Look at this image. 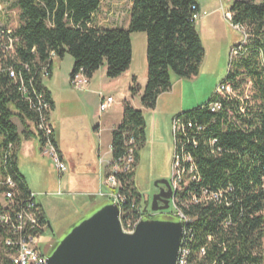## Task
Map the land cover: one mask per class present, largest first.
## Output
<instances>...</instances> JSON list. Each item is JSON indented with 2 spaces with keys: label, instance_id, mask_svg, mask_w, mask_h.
I'll use <instances>...</instances> for the list:
<instances>
[{
  "label": "trees",
  "instance_id": "obj_1",
  "mask_svg": "<svg viewBox=\"0 0 264 264\" xmlns=\"http://www.w3.org/2000/svg\"><path fill=\"white\" fill-rule=\"evenodd\" d=\"M232 2L234 21L247 26L252 37L248 54L233 63L225 78V83L240 96L232 104L236 109L232 115L226 111L214 114L199 106L178 115L207 126L198 147L191 148L201 181L189 185L182 201L188 199L189 191L197 184L213 190L234 188L231 206L209 202L184 207L195 218L192 250L199 264H264V0ZM101 5L102 0H17L19 26L14 30L0 29V176L5 177L4 153L13 144L7 168L22 195H29L31 190L18 170L21 137L13 119L36 124L37 114L20 90V78L28 88L33 85L43 93L53 110L51 93L45 85L52 74L53 54L58 58L70 54L74 58L71 76L83 69L91 79L107 66V77L116 79L131 67L132 33L145 32L148 81L141 95L145 108H155L159 95L171 89L172 73L190 78L200 71L206 49L193 19L195 13L201 12L199 0H132L128 28L98 26L96 15ZM45 67L50 73L48 78L43 77ZM11 68L20 78L10 75ZM130 91L133 95L140 93L136 77ZM211 138L218 143L211 145ZM145 141L144 113L125 101L122 122L113 129L111 150L112 164H116L122 163L130 147L134 148L131 172L118 174L130 202L139 203L142 196L135 188L134 176L139 148ZM55 143L58 146L56 139ZM7 189L0 185V196ZM39 204L49 221L40 201ZM229 215L233 224L225 227ZM4 237L0 229V245ZM202 247L207 252L200 258ZM0 264H6L3 255Z\"/></svg>",
  "mask_w": 264,
  "mask_h": 264
},
{
  "label": "rangeland",
  "instance_id": "obj_2",
  "mask_svg": "<svg viewBox=\"0 0 264 264\" xmlns=\"http://www.w3.org/2000/svg\"><path fill=\"white\" fill-rule=\"evenodd\" d=\"M245 1L261 3L263 0ZM199 2L201 17L197 25L206 49L200 71L190 78L172 73V87L159 95L155 108H145L141 103V95L148 81L147 34L132 33L131 75L138 77L140 93L130 96L129 101L142 110L146 118V141L139 148L134 182L137 191L145 198L154 196L156 182L172 178L173 119L211 99L217 86L227 77L232 46L241 40V34L225 18V11L231 8L232 0ZM131 6L132 0H102L100 11L96 15L97 25L128 28ZM19 15L17 0H0V29H16L20 24ZM73 65L74 58L70 54H66L64 58L57 57L54 61V76L46 80L55 101L52 121L67 172L60 178L52 158L39 149L38 137L34 138L33 143L24 142L18 155L19 167L28 183L31 187L40 189L37 192L38 199H42L48 210L60 240L73 226L93 215L106 202L105 199H99L93 191L99 178L98 171L94 170L99 169L96 151L101 148L106 163L110 159L111 148L110 132L104 133L100 139L95 130L99 122L98 96L100 93L112 95L114 105L111 109L118 110L130 91L127 83L129 77H123L120 81L110 79L104 67L96 72L92 90L77 91L70 84ZM13 120L22 131L20 119L14 117ZM74 163H77L76 169ZM106 189L104 187L103 191ZM142 204L144 205L143 201Z\"/></svg>",
  "mask_w": 264,
  "mask_h": 264
},
{
  "label": "built area",
  "instance_id": "obj_3",
  "mask_svg": "<svg viewBox=\"0 0 264 264\" xmlns=\"http://www.w3.org/2000/svg\"><path fill=\"white\" fill-rule=\"evenodd\" d=\"M201 17V12L194 14L193 19L198 21ZM225 18L229 20L231 26L241 34V40L235 43L230 52V66L237 60L248 54L251 42V32L247 26L234 21V14L229 9L225 11ZM54 59L57 58L53 54ZM44 78H48L50 73L48 67L44 68ZM10 75L14 78L19 76L11 68ZM20 78V77H19ZM21 79L20 90L29 102L32 111L37 114L36 128L42 136V152L52 158L59 172L60 178L65 175L68 168L64 158L55 143V129L51 120V103L46 99L43 93H40L31 85L28 88ZM90 79L84 74L83 69L70 77V84L77 91H85L88 89ZM32 91H31V90ZM240 96L237 91H234L225 79L217 86L212 97L207 102L200 105L202 109L209 110L214 114H219L226 111L228 115H232L236 106L232 104L238 100ZM240 110L243 112L244 106L241 103ZM114 105V97L100 93L99 113L100 117ZM207 129L206 124H200L193 119L186 117L175 116L173 119V137H174V155H173V172L172 178L169 180L171 184L172 197L170 199L169 215L184 222V232L181 241L177 264H199L194 260L192 242L194 235L193 223L195 218L187 214L184 210L188 204L213 203L216 206L227 205L231 206V193L234 188L229 186L226 189L213 190L203 185H195L194 189L189 191L187 200L182 201L183 193L192 183H199L201 175L198 164L192 153L191 148L198 147L199 137L203 136ZM134 140L131 139V143ZM210 144L218 143L216 138L210 139ZM13 144H9L4 153V172L5 177L0 176V185L7 186L0 196V229L4 232L5 237L3 244L0 245V255L6 260V264H47V254L43 251L40 240L42 233L47 229L49 221L44 217L43 210L39 206L38 195L30 191V194L25 196L19 192V184L13 179L10 171L7 168V162L11 155ZM222 151V148H218ZM134 162V148L128 149L127 156L122 163L111 165L103 189L99 194L119 207L120 222L125 233L132 234L135 232L138 224L146 219L147 215L144 211L141 201L138 203L128 197V194L123 190V185L118 179V174L128 173L132 170ZM170 207V208H171ZM233 224L232 216L226 218L224 226ZM211 241L212 237L209 236ZM206 247H202L199 257L206 255Z\"/></svg>",
  "mask_w": 264,
  "mask_h": 264
},
{
  "label": "water",
  "instance_id": "obj_4",
  "mask_svg": "<svg viewBox=\"0 0 264 264\" xmlns=\"http://www.w3.org/2000/svg\"><path fill=\"white\" fill-rule=\"evenodd\" d=\"M165 184L171 195L164 205L153 211L169 208L172 197L169 180H159L156 185ZM145 213L148 211L144 206ZM49 226L52 223L49 220ZM184 232V222L167 216L163 219H144L134 233H125L120 222L119 207L107 200L93 215L73 226L71 231L58 241L47 254V264H177Z\"/></svg>",
  "mask_w": 264,
  "mask_h": 264
},
{
  "label": "crops",
  "instance_id": "obj_5",
  "mask_svg": "<svg viewBox=\"0 0 264 264\" xmlns=\"http://www.w3.org/2000/svg\"><path fill=\"white\" fill-rule=\"evenodd\" d=\"M201 6V5H200ZM56 59V58H55ZM54 59V61H55ZM105 68V72L107 71V66H104ZM54 71H55V67H54V64H53V69H52V74H51V77L50 78H53L54 76ZM95 76H96V73L94 74V76L90 79V82H89V86H88V89L85 90V91H89V90H92L91 87L93 86V82L95 81ZM123 77H129V80L127 81L128 83V86H129V90H130V87L132 86L133 84V77H136V76H132L131 75V67L130 69L124 73L121 77L119 78H116L117 81H120L121 79H123ZM137 78V82H138V77ZM138 84V83H137ZM45 85L46 87L49 89L50 93H51V97H52V100H53V103H54V107H53V110H52V113L55 109V101H54V98H53V94L50 90V88L48 87V85L46 84V80H45ZM85 91H80V92H85ZM131 91H129V93H127L124 101H122L121 103V106L118 108V110H110L106 113H104L102 115V117H100V113H99V102H100V95L98 96V115H99V122H97V127L95 128L96 130V133L98 134V136L100 137V139L102 138L103 134L104 133H108L110 132L111 134V142H110V147H111V144H112V135H113V129L116 127V126H119L122 122V119H123V112H124V102L125 101H129L130 99V96H134ZM112 96V95H111ZM131 105L135 108V109H138V107H136L135 105H133L132 102H130ZM52 113H51V120H52ZM106 114V115H105ZM105 115V117H104ZM16 123V122H15ZM53 123V121H52ZM99 123V124H98ZM17 124V123H16ZM18 125V124H17ZM23 129L22 131L19 129V134H20V137H21V144L20 146L18 147V150H17V166H18V170L20 171V173L24 176L26 182H27V185L29 187V189L33 192H35L37 194V192H39L40 189H37V188H34V187H31L30 184L28 183V180L26 178V175L23 173V171L21 170V168L19 167V164H18V155L20 154V151H21V147L23 146V143L24 142H31L33 143L34 141V138L35 137H38L39 138V149H41L42 151V138H41V135L40 133L37 131V128H36V124L34 121H31V120H27L26 121V124H23ZM54 126V124H53ZM19 128V127H18ZM54 129H55V126H54ZM55 138L57 140V143L59 144V138L57 137L56 135V129H55ZM41 146V147H40ZM59 146V145H58ZM101 148L99 147L98 150L96 151V155L98 157V166H99V169H94L95 172L98 171V174H99V178L96 182V184H94L93 186V191H94V194L99 198V199H105L106 201L108 200L107 198L101 196L99 194L100 190L101 189H104V184L106 182V179H107V176L109 174V170H110V167H111V163H112V160H113V155H112V150L110 148V159L109 161H106V163L104 162L103 160V157H102V152H101ZM63 156V154H62ZM92 166V164H89ZM76 166H77V163H74V169H76ZM105 177V179H104ZM62 178V177H61ZM63 180V179H62ZM62 184H63V181H62ZM44 190H47L46 188H44ZM38 195V194H37ZM44 197H47L44 195ZM40 201V203L43 205L44 209H45V212H46V215L48 216V219L50 221H52V219L50 218V214L48 212V210L46 209L42 199H38Z\"/></svg>",
  "mask_w": 264,
  "mask_h": 264
},
{
  "label": "flooded vegetation",
  "instance_id": "obj_6",
  "mask_svg": "<svg viewBox=\"0 0 264 264\" xmlns=\"http://www.w3.org/2000/svg\"><path fill=\"white\" fill-rule=\"evenodd\" d=\"M157 183L158 182H156V184ZM160 193H162L163 195H171V191L169 190L167 185L165 184L156 185V189L154 193V195H156V203H155L156 207L163 206L164 205L163 200L166 199L164 197L158 196ZM167 200H169L168 209L153 211L151 208L153 206L154 196L153 197L149 196L147 198L143 196L144 206L147 205L148 208V211L146 212L147 215L146 219H163L166 218L167 216H171L168 214L171 207L170 199ZM51 223H52V227L48 225L47 229L42 233L40 240L41 247L46 254H49L59 241V234L57 232V229L54 226L53 221H51Z\"/></svg>",
  "mask_w": 264,
  "mask_h": 264
}]
</instances>
